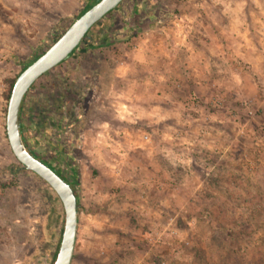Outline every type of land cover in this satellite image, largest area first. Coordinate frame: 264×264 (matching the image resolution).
<instances>
[{
	"label": "rangeland",
	"instance_id": "obj_1",
	"mask_svg": "<svg viewBox=\"0 0 264 264\" xmlns=\"http://www.w3.org/2000/svg\"><path fill=\"white\" fill-rule=\"evenodd\" d=\"M89 1L0 0V264H52L63 207L6 109ZM23 98L29 148L78 177L70 264L264 263V0H122Z\"/></svg>",
	"mask_w": 264,
	"mask_h": 264
},
{
	"label": "water",
	"instance_id": "obj_2",
	"mask_svg": "<svg viewBox=\"0 0 264 264\" xmlns=\"http://www.w3.org/2000/svg\"><path fill=\"white\" fill-rule=\"evenodd\" d=\"M121 1L98 0L87 8L42 54L21 70L9 94L5 129L11 151L22 166L43 179L55 191L62 203L64 224L52 264H70L71 262L77 230V197L68 182L26 148L19 128L20 105L32 83L65 60L80 44L85 33Z\"/></svg>",
	"mask_w": 264,
	"mask_h": 264
},
{
	"label": "trees",
	"instance_id": "obj_3",
	"mask_svg": "<svg viewBox=\"0 0 264 264\" xmlns=\"http://www.w3.org/2000/svg\"><path fill=\"white\" fill-rule=\"evenodd\" d=\"M98 0H91V1H89V2H87V4H86V6L84 7V9L80 12V14L81 13H83L87 8H89L90 6H92L93 4H95L96 2H97ZM112 12V10H110L108 13H106L104 16H106L107 14H109V13H111ZM79 14V15H80ZM103 16V17H104ZM102 17V18H103ZM88 32H89V30L85 33V35H84V37L83 38H85L86 36H87V34H88ZM83 40V39H82ZM73 52V51H72ZM72 54V53H71ZM39 55H37V56H35L34 58H33V60H35L37 57H38ZM61 63V62H60ZM59 63V64H60ZM58 64V65H59ZM25 67V66H24ZM13 85V84H12ZM11 88H12V86L10 87V91H11ZM10 94V93H9ZM9 97V96H8ZM24 99V98H23ZM19 128H20V133H21V137H22V140H23V142H24V144H25V146H26V148L29 150V152L30 153H32L36 158H38V159H40L41 161H43L44 163H46L49 167H51L59 176H61L66 182H68L70 185H71V187L73 188V190H74V192H75V194H76V197H77V213H79V205H78V193H77V191H76V188H75V185H77L78 184V177L74 174L72 177H73V179H72V181H70V180H68L67 178H65L62 174H61V172L58 170V169H56V168H54L53 166H51L50 164H48V162L47 161H45L42 157H40L39 155H37V154H35L34 153V151H32L31 150V148H29V146H28V144H27V140H26V138H25V136L26 135H24V121L22 120V113H21V109L19 110ZM21 165V164H20ZM22 166V165H21ZM22 168L23 169H26L24 166H22ZM27 170V169H26ZM30 171V170H29ZM8 184H12L11 182H9ZM8 184H2V185H0V188H2V187H7L8 186ZM62 204V203H61ZM61 237V236H60ZM60 237L58 238V241H57V244H56V247H55V250H54V252H53V254H52V259H53V261H54V259H55V256H56V253H57V250H58V246H59V242H60ZM53 261H52V263H53ZM237 263L236 264H254L253 262H248V261H246V262H243V261H241L240 262V260H238V261H236ZM232 264H235V263H232ZM264 264V263H263Z\"/></svg>",
	"mask_w": 264,
	"mask_h": 264
},
{
	"label": "built area",
	"instance_id": "obj_4",
	"mask_svg": "<svg viewBox=\"0 0 264 264\" xmlns=\"http://www.w3.org/2000/svg\"><path fill=\"white\" fill-rule=\"evenodd\" d=\"M144 139H147V136H144Z\"/></svg>",
	"mask_w": 264,
	"mask_h": 264
}]
</instances>
